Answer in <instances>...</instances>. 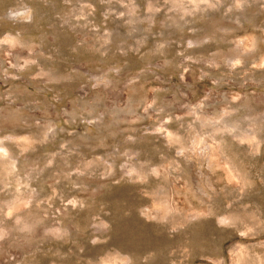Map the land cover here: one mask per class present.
Masks as SVG:
<instances>
[{
  "label": "clouds",
  "instance_id": "clouds-1",
  "mask_svg": "<svg viewBox=\"0 0 264 264\" xmlns=\"http://www.w3.org/2000/svg\"><path fill=\"white\" fill-rule=\"evenodd\" d=\"M219 5L13 0L0 11V264H264V171L251 167L264 158V109L243 89L149 86L170 67L216 85L264 74V53H225L201 25L213 12L264 15V0ZM47 92L58 108L40 101Z\"/></svg>",
  "mask_w": 264,
  "mask_h": 264
},
{
  "label": "rangeland",
  "instance_id": "rangeland-1",
  "mask_svg": "<svg viewBox=\"0 0 264 264\" xmlns=\"http://www.w3.org/2000/svg\"><path fill=\"white\" fill-rule=\"evenodd\" d=\"M13 0H0V11H2L7 5L11 4ZM228 3V0H221V5L218 8H223ZM226 15H221L218 12H213L211 18H206L201 22L202 27L215 33L213 39L219 45L221 51L228 53L232 48H238L241 50L248 48H255L258 53H264V15L257 16L251 14V16H245L243 22L240 18H236L233 21H228ZM235 41V43H233ZM142 47L144 40L138 42ZM139 52V48L135 50ZM137 56L131 57V61H135ZM231 59V56H229ZM130 61V62H131ZM182 68L170 67L164 73V79L157 84L156 82H150V87H157L164 85L167 90H175L174 94H180L182 91L189 93L190 96H195L200 92L206 90L207 95L212 96L213 93H218L220 96L227 97L229 89L232 92L240 91L241 95L245 92L249 96L250 103L253 108L264 109V74L257 73L252 78L242 77L241 79L233 82H229L222 85H216L212 83L215 79L211 74H208L206 70L200 68L191 69L188 73L184 74V79L181 80ZM195 72V75H193ZM220 87H223V91H220ZM43 93V90H41ZM69 100L71 96L69 95ZM40 101L45 102L48 107L58 108L59 96L57 95L56 101H52V93L47 92L40 96ZM39 106V102H38ZM53 116L55 112L49 113ZM65 118L72 117L75 119V115L72 112L64 113ZM73 131H79V129H73ZM261 152L264 153V146L261 147ZM253 174L259 176L260 172L264 171V158L259 163L253 164ZM217 174H221L220 170H217ZM259 187V185H258ZM118 196H123L125 193L119 192ZM254 198L258 199L261 203H264V188H261L258 194H254ZM259 211V209H257ZM129 229L134 228L135 225L129 223L127 225ZM248 243V241H244ZM234 251H238L234 249ZM187 264H207L205 260H202L198 255H192Z\"/></svg>",
  "mask_w": 264,
  "mask_h": 264
}]
</instances>
